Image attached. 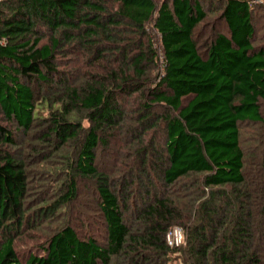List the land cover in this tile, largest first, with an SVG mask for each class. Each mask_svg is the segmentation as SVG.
Instances as JSON below:
<instances>
[{
    "label": "trees",
    "instance_id": "obj_1",
    "mask_svg": "<svg viewBox=\"0 0 264 264\" xmlns=\"http://www.w3.org/2000/svg\"><path fill=\"white\" fill-rule=\"evenodd\" d=\"M216 8L228 33L202 52L201 0H0V264H264V134L243 148L245 127L264 129L254 16L264 7ZM158 129L162 142H148ZM119 133L134 154L110 173L99 151ZM30 136L42 157L54 151L46 166L63 156L55 199L40 207L27 201ZM83 182L94 187L98 236L63 215ZM53 221L24 256L18 243ZM176 227L185 242L170 246Z\"/></svg>",
    "mask_w": 264,
    "mask_h": 264
},
{
    "label": "rangeland",
    "instance_id": "obj_2",
    "mask_svg": "<svg viewBox=\"0 0 264 264\" xmlns=\"http://www.w3.org/2000/svg\"><path fill=\"white\" fill-rule=\"evenodd\" d=\"M258 5H261L264 7L263 3H260L259 1H256ZM201 3L203 7L207 11V18L205 21L197 28L196 35L197 40L200 43L201 51L204 52L206 49V44L211 41V39L217 34H227L228 28L226 24L219 19V15L221 14L219 10L216 8V4L218 3V0H201ZM255 16V24L258 28L257 30V45L258 47L264 49V8L257 9L254 11ZM152 38L154 43V48L157 50L158 53H160V45H159V38L155 32H152ZM159 64V61H158ZM159 69L156 68L154 70V76L158 74ZM138 97L134 96L133 98L130 97V99H127L126 105H128L129 111H136V99ZM155 113L158 116V119L161 118V116L164 113V110L160 107H156ZM43 114L45 116L48 115V110H44ZM263 116H264V105H263ZM134 120H130L129 127L135 126ZM40 129H36L33 131V134H39ZM261 134H264V129L260 130L259 126H253V127H245L243 130V148L245 151L252 152L254 149L257 148L258 144V138ZM31 137V136H30ZM126 137V138H125ZM128 135H124L123 133H119L115 139L111 140V146L106 149H100L99 156H98V164L100 169L107 170L110 173H113L115 168L120 166V164H123V162H128L131 160L126 159L125 157L132 156L134 154V148L132 150L128 148V141L127 138ZM163 131L161 129H158L157 131H151L149 135L147 136L148 142L152 139H156L162 142L163 138ZM130 139V138H129ZM35 141L33 140V137L29 138L25 143L23 149L26 150V155L28 154L29 161H30V182H31V195L28 197L27 201L31 203L32 206L40 207L42 202L44 201H53L55 198V194L57 193V188L55 183H53V180L55 182V179L53 178V175H55L57 169L59 168L60 162H62L61 154L62 152L58 153L57 155L53 156L50 159V163L47 164V166L42 163V160L45 157L53 155L54 151L47 150L44 154V157L39 155V152L42 151L40 148L37 151H34L32 147ZM26 146V147H25ZM50 152V153H49ZM52 152V153H51ZM250 156V153L248 154ZM133 158V156H132ZM249 159V157H248ZM127 160V161H126ZM53 174V175H52ZM42 176H46L47 180L42 181ZM52 176V177H51ZM51 177V178H50ZM52 179V181H51ZM80 193L78 197V201L72 206V208L64 213L63 215H66L67 217H70L71 223L79 228L81 231L84 232V234H92V235H99L101 233V219L100 215L97 209V198L94 194V187L90 182H83L80 183ZM55 190V191H54ZM31 207V206H30ZM61 220H65L67 217H64L62 215L59 216ZM64 217V218H62ZM52 223V225L49 224V228L45 227L42 230H33L31 233L32 235L27 236L24 241L21 243H18L17 247L20 250V252L26 256V254L35 252L36 246H38L45 238L50 235L51 231L55 227H59L61 225L62 221H58ZM55 226V227H54ZM83 226V229L80 228ZM177 264V263H176Z\"/></svg>",
    "mask_w": 264,
    "mask_h": 264
},
{
    "label": "built area",
    "instance_id": "obj_3",
    "mask_svg": "<svg viewBox=\"0 0 264 264\" xmlns=\"http://www.w3.org/2000/svg\"><path fill=\"white\" fill-rule=\"evenodd\" d=\"M259 1L264 4V0H254V2ZM257 3V2H256ZM185 242V236L181 228H174L168 234V243L170 246H179Z\"/></svg>",
    "mask_w": 264,
    "mask_h": 264
}]
</instances>
